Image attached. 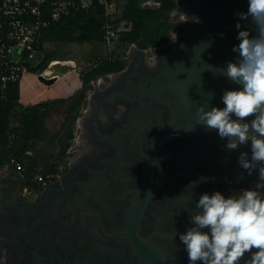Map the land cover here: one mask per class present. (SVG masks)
Returning a JSON list of instances; mask_svg holds the SVG:
<instances>
[{
  "label": "flooded vegetation",
  "instance_id": "af4514ba",
  "mask_svg": "<svg viewBox=\"0 0 264 264\" xmlns=\"http://www.w3.org/2000/svg\"><path fill=\"white\" fill-rule=\"evenodd\" d=\"M174 1L162 31L168 41L114 54L118 70L96 75L85 90L81 80L68 97L76 98L45 118L33 169L0 170V264H189L178 234L191 226L188 209L201 194L264 192L258 169L249 175L238 164L250 142L227 150L216 131L194 124L199 105L223 108L225 90L240 87L204 71L202 61L235 62L236 13L248 0ZM202 42L211 46L200 57ZM97 65L75 62L79 76ZM192 181L198 186L187 189Z\"/></svg>",
  "mask_w": 264,
  "mask_h": 264
},
{
  "label": "clouds",
  "instance_id": "9594fccd",
  "mask_svg": "<svg viewBox=\"0 0 264 264\" xmlns=\"http://www.w3.org/2000/svg\"><path fill=\"white\" fill-rule=\"evenodd\" d=\"M236 16L239 43L232 47L238 54L235 62L221 68L201 61L204 71L224 76L240 87L225 90L223 108L209 110L210 101L199 105L194 124L216 131L226 141L227 150L250 142L251 154L241 151L238 164L249 175L258 169L259 180L264 181V0H248L247 11ZM241 21L250 23L251 28H242ZM252 31L256 34L251 35ZM210 46L211 42H202L196 48L200 57ZM197 186L198 182L192 181L187 189ZM189 194L192 201V191ZM188 212L191 226L178 235L189 264H264V192L242 189L239 195L228 197L219 191L205 192Z\"/></svg>",
  "mask_w": 264,
  "mask_h": 264
},
{
  "label": "trees",
  "instance_id": "16d2710c",
  "mask_svg": "<svg viewBox=\"0 0 264 264\" xmlns=\"http://www.w3.org/2000/svg\"><path fill=\"white\" fill-rule=\"evenodd\" d=\"M122 1V17L115 22L107 16L105 6L99 0L89 9H73L58 21L52 22L43 32L36 63L29 65V72L42 73L57 59L55 54L44 51L47 42L104 44L107 24H113L114 29H117L120 22H125L129 28L120 33L116 49L113 51L133 43L145 46L150 42L168 41V32L162 31L176 6L174 0H157L162 4L158 10L144 7V3L149 0ZM158 33L162 35L160 40L157 39ZM113 55L96 59L95 63L98 65L94 72L80 74V79L84 82L83 90L96 75L118 70L119 67H115L114 63H118L120 57ZM76 96L24 105L20 102V82H8L0 93V170L4 169L12 158L23 165L28 163L30 152L35 149L37 142L43 139L45 118L56 106L64 105ZM82 101L83 98L80 102Z\"/></svg>",
  "mask_w": 264,
  "mask_h": 264
},
{
  "label": "built area",
  "instance_id": "2783aa9c",
  "mask_svg": "<svg viewBox=\"0 0 264 264\" xmlns=\"http://www.w3.org/2000/svg\"><path fill=\"white\" fill-rule=\"evenodd\" d=\"M96 0H0V93L11 81H22L29 72V65L36 63L44 30L73 9H89ZM105 6L111 21L122 17V0H99ZM107 24L105 44L116 49L120 33L128 30L125 22L117 29ZM64 66L60 60L52 61L44 72L37 74L46 78L59 77L52 67ZM10 163L18 172L24 165L12 158ZM43 181V176L36 179Z\"/></svg>",
  "mask_w": 264,
  "mask_h": 264
},
{
  "label": "rangeland",
  "instance_id": "374dc122",
  "mask_svg": "<svg viewBox=\"0 0 264 264\" xmlns=\"http://www.w3.org/2000/svg\"><path fill=\"white\" fill-rule=\"evenodd\" d=\"M116 51L111 50L105 43L104 44H77V43H52L47 42L44 46V51L50 54H55L56 60L63 61V63H68L69 66H55L52 67L59 77L64 73H67V80L70 82L72 87H75L78 81V75L81 71L80 67L75 66V62L78 64L81 62V65L87 64L88 62H93L96 59L105 58L111 54L121 55L125 52V48L122 47ZM85 66V65H84ZM76 68V70H75ZM77 71V72H76ZM30 75H25L23 77V82H27ZM58 77V78H59ZM57 85V84H56Z\"/></svg>",
  "mask_w": 264,
  "mask_h": 264
},
{
  "label": "crops",
  "instance_id": "0c3cea01",
  "mask_svg": "<svg viewBox=\"0 0 264 264\" xmlns=\"http://www.w3.org/2000/svg\"><path fill=\"white\" fill-rule=\"evenodd\" d=\"M30 75L27 82H20V102L24 105H34L40 102L68 98L75 89H79L82 85L80 76L75 87H72L70 82L66 79L67 73H64L57 81L47 86L39 81L37 74L28 72L25 75ZM25 75L23 77H25ZM57 84V85H56Z\"/></svg>",
  "mask_w": 264,
  "mask_h": 264
},
{
  "label": "water",
  "instance_id": "95a60500",
  "mask_svg": "<svg viewBox=\"0 0 264 264\" xmlns=\"http://www.w3.org/2000/svg\"><path fill=\"white\" fill-rule=\"evenodd\" d=\"M38 79H39V81L42 82L43 84H45V85H47V86H51V85H53V84L57 81L58 77H54V78H46V77H44L43 75H39V76H38ZM62 123H63V121L60 123V126L62 125ZM35 161H36V158H34L33 160H31V161L27 164L25 170L22 172V176H26L27 173L33 169L32 164H33ZM40 172H43V169H41Z\"/></svg>",
  "mask_w": 264,
  "mask_h": 264
}]
</instances>
